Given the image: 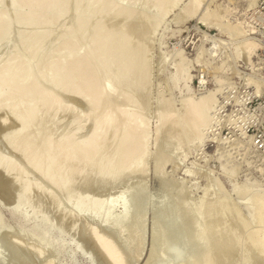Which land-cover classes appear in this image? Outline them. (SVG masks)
Here are the masks:
<instances>
[{
	"label": "bare ground",
	"instance_id": "6f19581e",
	"mask_svg": "<svg viewBox=\"0 0 264 264\" xmlns=\"http://www.w3.org/2000/svg\"><path fill=\"white\" fill-rule=\"evenodd\" d=\"M2 1L0 0V43L8 42L10 48H7L11 50L6 48L9 54L4 51L7 56L4 54L5 56L0 59L6 57L4 61H0V111L8 112L7 116L5 114L6 117L3 115V118H0L1 122H5L10 114L18 123L17 127L4 134L3 139L12 151L16 150L15 153L18 151L24 163L23 167L18 163V159L17 162L11 155L0 153V171L10 177L11 173L16 174L14 178L12 177L15 174L12 175L11 184L17 186L20 192L18 195L14 194L16 197L14 199L17 200L16 203L13 202L15 204L12 210L21 213L23 219L35 217L38 220L40 217V223L51 226L48 224V219L51 220L52 215L47 211V215L44 216L43 209L42 215L41 213L39 215L42 211L41 207L32 203L33 199L31 202V198L35 196L30 195L33 189H37L40 195L45 192L47 194L48 189L42 183L45 182L53 189V192L49 190L48 193L51 192L50 201L53 199L52 204H55V209L57 208L56 210L61 213L62 220L70 215L73 226L80 218L86 220L85 227L92 225L90 238L105 262L135 264L143 253L145 234L141 229L139 235L137 231L140 226L136 228L135 225L138 220L142 221L141 216L145 219L143 212L146 210L143 209L142 215L139 213L140 219L137 220L135 219L137 212L132 216L131 213H135L132 210L131 212L125 210L121 217L119 214V218H116L111 212L115 205L114 200L108 203L103 198L90 196L86 193V189L85 192L80 190V187L90 182H97L102 186L112 185L122 178H130L145 172L149 142L148 120L145 118L147 115L144 114H147L148 110L143 113L142 109L145 106L142 103L145 104L148 98V96L144 97L145 93H148L146 90L149 86V62L145 59L147 48L138 44L137 39L141 40L142 37L137 38L134 34L137 43L124 26L131 20L129 25L134 21L133 25L137 28L140 20L150 19L146 14L149 10L145 12V6L158 8L162 17L164 13L166 14V10L169 11L168 7L180 0H10L12 13L1 8ZM138 1L143 4L142 11L138 10L140 7L136 8L137 10L134 7ZM200 2L201 0H190L185 8L190 14H194ZM72 4L76 8V11H73L74 18L72 21L69 19L72 23H66L65 29L62 24L63 29L59 30L63 33L58 37V44L56 43L58 46L54 47L53 51H47L49 47L47 38L50 36L52 38V35L54 38L55 33L53 34L52 31L57 29L55 26L59 20H62V23L66 20L63 17L69 8H72ZM149 16L153 17L151 14ZM119 18L125 19L126 23L122 22L117 30L112 29L109 26L111 19L119 20ZM60 23L58 26H61ZM14 24L21 29L16 27L17 30L14 31L12 28ZM43 25L46 29L40 31L39 28ZM28 26L33 29L26 30ZM142 26L140 29L143 34H140L138 26L136 32L138 37L139 34L143 36L145 32H149V28L146 29L148 26L143 27L144 30ZM130 28L132 32L133 28L128 27ZM149 33L146 34V38ZM53 38L49 41L54 43L56 37L54 40ZM44 46H48L47 50ZM18 48L23 50L19 49L21 53L26 51L29 55L24 56L17 52ZM68 96L82 99L87 105V111L83 115L80 114L81 111L77 112L71 103L74 99L72 100L71 97L72 101L69 102ZM137 96L145 98L143 102L141 101L143 108L139 106ZM211 99L209 94L195 101L187 98L183 101L182 113L178 115L170 106L172 103L169 100L170 103L166 100L162 102L163 104L160 102L162 109L158 111L160 113L155 126L157 138H163V143L160 142L162 146L158 147L155 157L158 177L168 161L165 151L169 147L177 149V145L185 146L184 141L188 143L202 136L201 131L209 120L208 110ZM64 112L72 113L73 119L68 122V126L61 128L62 120L59 119L62 117L58 118V116ZM83 119L91 122L89 125L91 129L88 131V127L87 134L85 131L80 135L83 128L80 122ZM58 121L60 124H57ZM185 147L186 150L188 147ZM174 154L177 153L171 152V155ZM32 171L39 174L37 176L41 181L31 178ZM93 184H90L91 188ZM77 185L80 191L75 189ZM180 191L178 189L181 195ZM125 193L119 199H125L127 197ZM245 193V190L239 191L241 197ZM138 195L140 196L141 193L133 195L136 196L134 197L136 202L132 205L139 204L137 200L142 198L137 199ZM180 195L177 197H184L185 200L179 198L175 201L174 195V198H171L167 194L166 199H173L172 203H162V205L159 203L161 207L156 213L157 208L154 210V219L151 221L153 225L151 246L144 264H243V262L254 264L264 259V231L262 227H258L259 223L264 221V204L257 202L254 196L244 195L246 198L244 205L250 215L245 217L239 209L240 206L220 193L214 196L204 193L200 201H196L198 203L195 202L194 205L184 193ZM133 196L128 199L133 200ZM53 210L54 208L49 211L55 213L56 210ZM253 221L258 223V226L255 224L258 228L251 230ZM142 222L139 224L144 225ZM62 232L64 231L59 233ZM32 243H35L33 239ZM38 245L36 243V246ZM40 246L46 253V243L40 242ZM66 248L64 247L68 251L67 255L74 261L75 253L80 247L72 242L71 248L69 250ZM39 250L37 248L38 252ZM13 252H10L9 258L2 256L1 253L0 262H14L17 255L14 256ZM39 253L42 254L41 251ZM241 257L244 259L242 262L239 260ZM131 258L132 261L129 263ZM51 261L49 260L48 263L53 264L54 260Z\"/></svg>",
	"mask_w": 264,
	"mask_h": 264
},
{
	"label": "rangeland",
	"instance_id": "374dc122",
	"mask_svg": "<svg viewBox=\"0 0 264 264\" xmlns=\"http://www.w3.org/2000/svg\"><path fill=\"white\" fill-rule=\"evenodd\" d=\"M140 1L135 3L136 6L134 5V7L135 9L140 7L138 10L142 11L141 8H143V4H141ZM189 1L190 0H180L173 6L168 7L167 9H169V11L166 10V14L164 13L163 16L161 15L162 17L159 15L158 8H149V6H145L146 11H143L147 12L149 10L148 12L153 15V17H150V14L146 13L147 17L150 19L144 21L140 20L144 24L139 21V24L141 26L143 25L142 28L145 26H148L146 29L149 28L148 30L150 33L148 32L149 35H147V38L145 37L146 34H148L146 32L145 35H140L143 33L139 24V31L141 32L140 34L138 32L139 37L137 36L136 32L138 31V26L137 28L134 27L133 20L130 25L129 22L131 20L127 21L128 24L124 26V29L131 33L134 40L136 37H142L141 40L137 39L139 43L135 41L140 44L139 46L147 48L145 59L149 62V86H147L146 90L148 93L146 92L144 97L148 96L149 99L146 97L147 101H145L144 104L142 102L145 98L140 96V98H143L140 99L139 96H137L140 102L139 104L137 101V104L140 106L142 103V105L145 106V108L142 109L144 110L143 113L148 110L146 111L147 114H144L147 115L145 118L148 120L147 133L149 142L145 172L141 173V175L131 176L130 178H122L118 180L117 183H114L115 185L112 183V185L108 184L107 186H102V184H97V182H90L88 185L83 184V186L79 184L81 185L80 190L85 191L86 189L87 192H85L89 193L90 196L103 198L108 203H112V200H114L115 205L111 212L116 218L121 217L125 210L129 212L132 210V212H135L131 213L132 216H135L137 212V218L135 217L136 220L141 218L140 220L144 221L143 223L138 220V223L135 225L136 228L140 226L137 231L139 235L141 229H143L145 233L141 232V234H144V237L141 235L143 237L144 250L135 264H144L146 262L150 249L149 247L151 246V231L153 229L151 221H153L152 219H154L153 216L156 211L161 207H159V203L161 205L162 203H172L171 200L173 199L171 198L173 195L175 196L176 193L175 201L179 199L180 197H177L180 195L178 189L179 191L180 189L182 190L180 191V193L182 192L181 195L184 193V196L192 201L188 202L193 203V205L196 201H200L204 193L206 195L209 193L211 196L220 193L228 197V199H230L231 202L233 201L238 207L240 206L239 209H241V213L245 217L249 214L247 207L244 205L246 201L244 195L254 196L257 202L264 204V0H201L194 14H190L188 9L185 8ZM9 5L10 0H3L1 8H5V11L8 13L11 11L10 13H12L11 5ZM71 6L72 8L68 10L69 13L67 12L68 15L66 14L67 18L66 15L63 17L64 20L66 19L67 21L65 20L62 23V20H59L57 26H55L57 29L54 27L56 30L54 29L55 31H52L53 34L55 33V40L51 33L54 43L53 41L50 42L52 40L51 36L47 38L49 47L44 46L45 49L48 47V50L46 49L47 51L55 50L54 47L56 48L58 46V37L63 33L61 32L63 25L65 29L67 27L66 23H70L72 18H74L73 15L75 14L76 8L73 4ZM8 8H10L9 11ZM94 18L97 19V17ZM155 18L159 19L157 20ZM153 19L157 20V22ZM125 21V19L123 20L121 18H119V20L111 19L109 26L117 30L122 22L124 23ZM59 23L62 27L58 26ZM16 27L21 29L18 25L14 24L12 26L14 31L17 30ZM28 27L29 28L25 29H33V27ZM128 27L133 28L132 32L130 31L131 28L128 29ZM45 29L46 27L44 25L39 28L40 31H44ZM59 29H61V31ZM133 30H135V32ZM7 43H0V59H2V56L4 57L6 54H9L6 50L10 48V44L7 45ZM51 45H53L52 48ZM19 49L20 48L16 51L21 53L23 50L20 49V51ZM4 51L7 53L5 54ZM21 54L28 56L29 52L25 51V53ZM4 59L0 61H4ZM178 67L180 68L179 70ZM208 94L211 95L212 99L209 103V120L201 131L202 136L188 143L184 141L185 146L187 145L186 147L184 145H182L183 147H180V145H177V147L173 146L177 149H174L172 146L173 149L169 147L172 151L169 149V152L168 150H166L167 152L165 151V155L168 156V161H166L163 166L164 168H162L163 173L161 172V175L158 177L155 170V157L157 156L156 152H158V147L162 146L163 138H157L155 126L158 121V113H160L158 111L160 108L162 109V104L165 102L164 100H169L172 103L170 106L173 107L174 112H176L175 114L178 115L183 111V101L185 99L190 98L195 101ZM71 97L72 96L67 97L70 99L69 102L74 99L71 103L75 106L77 112L80 113L81 111L80 114L83 115V113L87 111V105L84 104L82 99L73 96L71 100ZM82 101L83 103H81ZM160 102L163 103L161 104ZM146 104L148 106H146ZM69 113L70 112H64V114H59L58 118L61 116L62 118L59 120H62L63 123H61V128L64 126L66 127V125L68 126V122L70 123L72 121L73 114ZM5 114L7 116L8 112L6 113L4 110L2 112L0 111V117L3 115V117H6ZM83 121L80 122L82 123L81 128L83 126L80 135H83V132H85L88 127V131L91 129V126H89L91 122L84 119ZM57 124H60L59 121ZM17 126L18 123L10 114L5 122H1L0 118V153L11 155L16 161L18 159L19 162H17L21 163L24 167V163L20 159L18 151L17 153H15L16 150L15 152L14 150L12 151L3 139L7 131ZM60 130L58 129L57 131ZM88 131H86L85 134H87ZM182 142L181 144H183ZM184 147L188 148L185 150ZM179 148L182 149V151ZM171 152L177 154L171 155ZM11 174L14 175L15 173ZM30 174L33 180H35V178L38 180L40 179V177L37 176L39 175L38 173L30 172ZM11 177L9 175L6 176V174L0 171V238L2 237V239H0V254L2 253V256L9 258L10 252L16 250L18 253H16V251L13 252L15 253L14 256L17 255L14 262H0V264H45V262L49 264V260H54L53 262L51 261L53 264L107 263L95 247L93 240L90 238L91 224L90 227L88 225V228L85 227L86 220L80 218L73 226V219L70 215H67L65 218L66 220L61 219V213L57 211V208V210L55 209V204H52L54 203L52 202L53 199L50 201L51 192L50 194L48 193L49 190L52 191L53 189H51L49 184L42 182L48 189V193L46 194L45 192L46 195L44 193L40 195L37 189H33L34 191H31L30 195L31 197L35 196L31 198V202L33 199L32 203L40 206V210H44V212L43 210L40 211L39 215L43 212L45 216L47 211L52 215L50 216L48 214L51 220L47 216L49 218L48 224H51V226L55 228L40 223V217L38 220L35 217L23 219L21 213L12 210V206H14L17 200L14 199L16 198L14 196L16 194L18 195L20 192L19 188H16L17 186L15 187L11 184L12 178L16 177V174L12 178ZM39 181H41V179ZM90 184H93L92 188ZM84 185L86 187H84ZM75 189L80 191L78 185ZM239 189L246 191L242 197L239 194ZM123 193L127 194L125 195L127 199H119ZM136 193H141V197L138 195L139 197H137V199H142L137 200V202L139 204L142 202L140 204L142 211H140L141 208L138 206L139 204L137 205L136 203L132 205V203L136 202V198L134 199L136 196H133ZM129 194L133 196V200L128 199L131 198ZM167 194L171 197L169 200L166 199L168 198ZM170 194L172 196H170ZM142 196L145 198L143 199ZM183 198H180V200ZM37 199H39V201H34ZM127 200L131 202L129 203ZM49 202L52 205H50ZM64 203L67 204L66 202ZM197 203L198 202L195 204ZM51 207L54 208L53 211L56 210L55 213L49 211L53 209ZM154 210L155 213L153 214ZM142 212L145 214V219L144 216L138 218L139 213L142 215ZM60 219L64 221V223ZM249 219L251 220V217ZM141 222L144 225L139 224ZM255 224L258 226V223H255V221L251 223V225H253L252 228H250L251 230L262 227L264 231V221L261 224L259 223L260 226L258 227L255 226ZM62 230L64 232L59 233ZM32 239L35 243H32ZM40 242L46 243L47 251L44 248L46 253L41 249L42 245L39 247ZM72 242L74 245L77 244L78 247H80L75 253L74 261L69 258L67 255L68 251L64 249V247H67L66 249L69 250ZM36 243L39 245L36 246ZM17 247H20V249H17ZM37 248L40 249L39 252L41 251L42 254L37 251ZM91 256L92 258H90ZM239 260L242 262L244 259L241 257ZM131 261L132 258L129 260V263ZM255 263L263 264L264 259L260 260V262L256 261ZM243 264L245 263L243 262Z\"/></svg>",
	"mask_w": 264,
	"mask_h": 264
}]
</instances>
